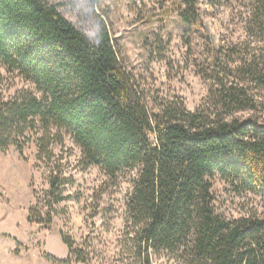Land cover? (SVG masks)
<instances>
[{
	"label": "trees",
	"instance_id": "16d2710c",
	"mask_svg": "<svg viewBox=\"0 0 264 264\" xmlns=\"http://www.w3.org/2000/svg\"><path fill=\"white\" fill-rule=\"evenodd\" d=\"M247 1L249 36L263 53L233 58L235 47L211 46L199 70L208 94L190 110L180 95L158 101L141 91L105 25L92 41L47 0H0V150L23 155L34 143L49 169L48 188H33L30 222L51 225L70 197L75 180L55 159L69 134L85 167H100L113 182L132 177L129 264H154L165 252L180 264H264V217L227 218L213 191L217 175L233 172L243 190L264 191V0ZM174 8L209 40L199 0ZM61 237L68 257L47 258L86 262L75 240Z\"/></svg>",
	"mask_w": 264,
	"mask_h": 264
},
{
	"label": "rangeland",
	"instance_id": "374dc122",
	"mask_svg": "<svg viewBox=\"0 0 264 264\" xmlns=\"http://www.w3.org/2000/svg\"><path fill=\"white\" fill-rule=\"evenodd\" d=\"M47 1L57 5L66 19L92 41L105 25L122 64L140 90L158 101L180 95L190 110L199 107L208 94L209 81L199 70L208 60L211 46L235 47L238 52L233 58L261 51L262 45L249 36L247 0H199L202 30L208 41L199 30L184 26L174 8L177 0ZM0 73L6 74L4 66ZM37 152L34 143L23 155L15 147L0 150V264H60L47 255L68 257L61 232L69 234L87 255L86 262L71 264L132 262V228L127 225L126 209L132 190L130 173L113 182L100 167H85L81 148L67 134L64 148L56 145L55 159L63 162L66 175L75 183L67 187L70 197L60 204L54 222L44 226L28 220L33 188H48L49 169L37 159ZM239 184L235 172L227 179L216 176L213 191L217 210L227 218L249 214L264 217V191H245ZM154 264L180 263L165 252L154 255Z\"/></svg>",
	"mask_w": 264,
	"mask_h": 264
}]
</instances>
